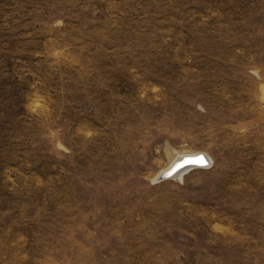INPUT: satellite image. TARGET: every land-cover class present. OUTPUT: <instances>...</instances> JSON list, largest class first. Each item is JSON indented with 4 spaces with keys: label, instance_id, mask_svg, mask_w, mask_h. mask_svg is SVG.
<instances>
[{
    "label": "rangeland",
    "instance_id": "1",
    "mask_svg": "<svg viewBox=\"0 0 264 264\" xmlns=\"http://www.w3.org/2000/svg\"><path fill=\"white\" fill-rule=\"evenodd\" d=\"M0 264H264V0H0Z\"/></svg>",
    "mask_w": 264,
    "mask_h": 264
},
{
    "label": "water",
    "instance_id": "2",
    "mask_svg": "<svg viewBox=\"0 0 264 264\" xmlns=\"http://www.w3.org/2000/svg\"><path fill=\"white\" fill-rule=\"evenodd\" d=\"M197 156H203L205 159V164L201 165L199 163L191 162L192 158ZM208 165V161L205 156L201 153H197L191 156H183L180 160L175 161L167 170L162 172L157 176L156 181L167 180L176 176L179 172L187 170L190 168H202Z\"/></svg>",
    "mask_w": 264,
    "mask_h": 264
},
{
    "label": "bare ground",
    "instance_id": "3",
    "mask_svg": "<svg viewBox=\"0 0 264 264\" xmlns=\"http://www.w3.org/2000/svg\"><path fill=\"white\" fill-rule=\"evenodd\" d=\"M191 155H194V154H187V155H183V156H191ZM183 156H179V157H177V158H175L173 161H171V163L166 167V168H164L163 170H161L160 172H159V175L162 173V172H164L165 170H167L175 161H177V160H180ZM205 156V155H204ZM205 158L206 159H208L207 158V156H205ZM185 170H183L182 172H184ZM182 172H179L176 176H174V177H178V176H180V174L182 173ZM173 177V178H174Z\"/></svg>",
    "mask_w": 264,
    "mask_h": 264
},
{
    "label": "snow or ice",
    "instance_id": "4",
    "mask_svg": "<svg viewBox=\"0 0 264 264\" xmlns=\"http://www.w3.org/2000/svg\"><path fill=\"white\" fill-rule=\"evenodd\" d=\"M191 162L199 163L201 165H204L205 164V159H204L203 156H197V157L192 158Z\"/></svg>",
    "mask_w": 264,
    "mask_h": 264
}]
</instances>
